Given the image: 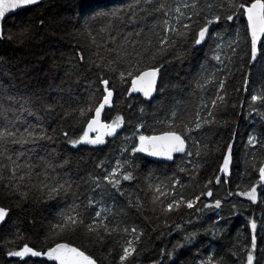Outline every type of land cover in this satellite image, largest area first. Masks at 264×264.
Here are the masks:
<instances>
[{
	"label": "snow or ice",
	"instance_id": "snow-or-ice-1",
	"mask_svg": "<svg viewBox=\"0 0 264 264\" xmlns=\"http://www.w3.org/2000/svg\"><path fill=\"white\" fill-rule=\"evenodd\" d=\"M44 0H0V22L7 15L14 14L17 10H24L31 6H39ZM171 5V6H170ZM85 13L77 19L79 27L75 35L85 38L86 43H78L70 58L72 65L71 71L65 73L68 78L72 72L78 68L84 69L95 74L94 86H98L96 92L91 93L88 98L79 102L77 107L65 110V117L73 116L78 122L82 123L80 134L72 138L68 132H62V136L67 145L76 151L83 146H90L94 151L99 146L106 145L108 138L117 137L126 128H132V133L124 137L125 143L135 141L129 153L128 147L121 149V153H128V159H117L115 165L110 170L101 161L96 165L101 169V175H90L86 184L94 185L92 192L111 188L119 195L122 181H135V172L140 165L135 163L137 153H144L149 157L162 158L172 161L176 154H183L186 158L184 167H179L180 173H185L190 179L195 178L199 172V165L194 163L195 159H200L208 154L207 146L202 145L195 138V134L205 126L216 123L214 110L223 104L227 99L226 79H219L217 71H207L203 66L199 78L196 80V88L205 91L209 86L215 88V98L208 102H202L194 115L182 118L175 109L168 111L163 119L155 121L152 128L153 134H145L147 127L144 122L133 123L132 110L136 108L135 103L127 105L130 113L129 117L117 113L115 116L102 118V114L107 109L115 107L114 97L124 95L125 99H133L134 95L142 97L141 106L136 111L144 114L145 103H151L156 93L163 94L162 71L164 64L161 60L171 56V60L183 62L188 56L199 51L210 40H220L213 49L212 60L222 67H226L227 62H231V57L225 54V47L233 55L241 45H245L249 51V63L257 62L258 58L264 62V0H162L157 6L156 0H130L125 8L113 9L110 12H97L84 19ZM162 17L155 24L148 25L146 21L155 17ZM243 21L242 25L240 22ZM41 28L46 26L44 19L39 21ZM233 29L235 39L230 40L228 45L223 44V36L217 29ZM228 35H232L229 31ZM35 33L31 24L22 26L15 34L5 32L0 24V40L5 38L8 41H18L20 44L34 39ZM248 80L245 79V88ZM120 89H123L121 92ZM26 103L41 102L40 98L33 100V97H20ZM10 106L5 108L0 105V158L6 162L0 163V184H3L9 199L19 200L21 203L30 199H46L58 201L63 193L72 187L69 180H64L60 176L49 175L55 168L47 165L42 171L37 170V165L31 163V158L27 157L26 151H33L37 148L46 147L42 142H50L53 137L48 135L47 130L41 123L27 124L19 119V115L12 107L13 98L9 97ZM253 105L259 103L264 106V88L251 95ZM210 105V107H209ZM57 107H63L57 100L54 103H42L41 109L46 115L56 112ZM235 107V106H234ZM255 111V108L253 109ZM206 113V115H202ZM33 113L29 112V115ZM236 133H233L234 140ZM191 142V143H189ZM31 146L26 151H21L13 155L9 153L13 146ZM247 145L250 148L259 146L264 149V142L256 136L249 135ZM194 149L193 150H190ZM226 151L218 165L214 178H209L201 186L199 194H194L191 198L185 197L183 193H177L176 188L184 185L178 176L170 178V182H163L155 185L149 184L151 212L157 219L163 218L167 227L168 218L178 213L182 208L200 212L198 205L202 197H213L210 187L213 183L220 185L227 183L231 177V166L233 163V144L224 145ZM219 151V148H217ZM25 161L21 163L20 161ZM153 161H146L145 166ZM68 162L64 161L59 165L63 168ZM190 166V167H189ZM255 167V165H253ZM258 184L264 186V162L258 166ZM39 193V196L36 194ZM239 196L247 197L252 203L256 204L257 185L253 184L247 191L236 193ZM233 193L229 191L228 197ZM87 202L76 204L62 209L56 215L55 222H50L45 234V242L48 246L40 248L35 245L29 246L28 243H18L25 240L22 231L17 229L13 233V238L5 242L8 245H16L6 251L8 258H17L21 264H28V259L43 258L42 264H99V259L88 251V247H99L103 249L106 244L115 236L123 234L125 237L120 244V250L115 253L118 257L116 264H135L136 258L141 254L144 237L147 235L146 227L120 228V216L122 212L112 213L109 209L102 206V199L96 200L94 196H87ZM146 201L136 197L133 202L129 200L132 207L142 210ZM19 206V205H18ZM222 200L215 199L211 203L203 204L204 209H221ZM233 208L236 206L233 205ZM92 210V213L89 210ZM13 208L11 206L0 205V227L5 225L11 218ZM199 218V217H198ZM144 220L151 223L150 218L145 216ZM225 220L219 217L214 225L205 230L216 238L221 235V229L216 225ZM189 223H192L190 220ZM252 230L250 246L245 244L244 264H258L256 258L257 251V221L252 218L249 220ZM34 226V225H33ZM175 230H182V224H175ZM152 231H156L153 227ZM80 232L83 234L87 245L74 246L69 242H61L63 237ZM199 232L186 233L181 242H177L171 251L162 249L159 259L154 260V264H165V260L170 264H176V258L181 249L187 245H192L197 240ZM130 237V238H129ZM159 238V237H158ZM111 254V253H110ZM197 264H225L222 257L215 251L209 252L205 256L200 255ZM232 255H237L235 252Z\"/></svg>",
	"mask_w": 264,
	"mask_h": 264
},
{
	"label": "trees",
	"instance_id": "trees-1",
	"mask_svg": "<svg viewBox=\"0 0 264 264\" xmlns=\"http://www.w3.org/2000/svg\"><path fill=\"white\" fill-rule=\"evenodd\" d=\"M130 0H44L39 6H31L24 10L8 16L3 22L5 36L17 33L22 26L31 24L35 33L34 39L24 44L18 41H8L6 38L0 40V105L5 108L10 106L9 97L13 98L12 107L15 108L21 121L27 124H37L38 122L47 130L48 135L53 137L50 142H42L46 147L26 151L31 146H13L9 153L15 158V154L26 151L27 157L31 158V163L37 165V170L42 171L47 165L54 166L55 170L49 175L60 176L64 180H69L72 187L68 192L63 193L58 201L46 199L29 200L21 203L19 200L9 199L3 184H0V205L11 206L13 208L11 218L0 228V264H21L17 258H8L6 251L15 248L16 245H8L5 242L13 238V233L17 229L21 230L25 240L18 243H28L35 245L37 249L45 248L47 226L50 222H55L56 215L62 209H66L73 203H86L87 196H94L96 200L103 201L102 206L112 213H123L120 218V228L137 227L145 228L147 235L144 237L141 254L136 258L135 264H154V260L159 259L162 249L171 251L177 242H181L186 233L199 232L197 240L192 245H187L181 249L176 258V264H197V250L200 255L205 256L209 252L215 251L222 257L225 264H244L245 252L243 246H250L252 230L249 220L254 218L257 221V251L255 253L258 264H264V186L258 184V166L264 162V149L259 146L250 148L247 145L249 135L256 136L264 142V106L259 103L253 105L251 95L264 88V62L258 58L257 62L249 63V56L246 54L249 49L245 45L237 50L233 55L225 47L227 56L231 57V62L222 67L212 60L213 49L220 40H210L199 51L188 56L183 62L167 59L161 60L164 64L162 71V83L164 93L156 94L151 103H145L143 115L136 111L141 106L142 98L134 95L133 99H125L124 95L114 97L115 107L105 110L104 116L112 117L117 113L129 117L130 113L127 105L136 104L132 110L133 123L144 122L147 130L145 134H153L152 128L155 121L163 119L165 114L175 108L184 117L194 115L198 106L202 102H208L215 98V88L209 86L207 90L200 91L196 88V80L202 71L203 66L207 71H217L219 79H226L227 99L217 109L214 110L216 123L205 126L195 134V138L202 145L207 146L208 154L200 159L194 158V163L199 165V172L195 178L190 179L185 173L178 171L179 167H184L183 161L186 159L183 154L175 155L174 160L156 161L137 153L135 163L140 168L134 173L137 177L135 181H122L120 188L124 195L121 196L111 188L92 192L94 185L86 184L89 176L101 175V169L96 165L103 161L105 166L111 168L117 159H128V153H121V149L128 147L129 153L135 141L125 143L124 137L131 135L132 128H126L113 138H108L106 145L99 146L98 150H93L90 146H83L79 151L71 149L62 136V132H68L69 136L75 138L80 134L82 123L73 116L65 117V110L77 107L79 102L88 98L96 92L98 86H94L96 79L94 73L78 68L66 78L65 73L71 71L70 58H73L74 49L78 43L84 45L85 38L75 35L79 25L76 23L81 12L85 13L84 19L95 15L97 12H110L113 9L125 8ZM162 0H156L157 6ZM171 6V5H170ZM44 19L46 26L41 28L39 21ZM162 17L148 19L146 23L150 26L155 24ZM243 21L240 22L242 25ZM223 36V44L228 45L230 40L235 39L233 29H217ZM231 31L232 35H228ZM248 80L245 88L244 81ZM122 92L123 89H120ZM33 97V100L40 98L42 103H54L57 100L63 107H57L56 112L46 115L41 109V102L26 103L20 97ZM235 106V107H234ZM210 107V105H209ZM255 108V111L253 110ZM29 112L33 113L29 115ZM206 115V113H202ZM235 139H232L233 133ZM191 143V142H189ZM233 144L231 177L227 183L210 187L213 197H202L198 207L200 212L182 208L178 213L168 218L167 224L163 218L157 219L151 212L149 184L169 183L170 178L178 176L183 188L177 186L176 192L183 193L185 197L191 198L194 194H199L201 186L209 178H214L218 165L222 163V155L226 151L224 145ZM219 148V151H217ZM193 150L194 149H191ZM68 163L59 167L61 163ZM146 161H153L145 166ZM6 162L0 158V163ZM21 163L25 161H20ZM255 165V167L253 166ZM190 167V166H189ZM253 184L257 185L258 201L252 204L249 200L237 195L241 191H247ZM231 191L233 195L227 196ZM39 196V193L36 194ZM136 197L146 201L145 207L138 210L129 204ZM215 199L222 200L221 209H204L203 204L211 203ZM19 205V206H18ZM236 207L233 208L232 206ZM90 213L94 214L92 210ZM150 218L148 224L144 217ZM199 217V218H198ZM219 217L225 220L220 221L217 228L221 229V235L214 238L210 229ZM192 223H189V221ZM175 224H182V230H175ZM34 225V226H33ZM155 227L156 231H152ZM159 237V238H158ZM125 237L123 234L115 236L106 246L88 247V251L99 259V264H116L118 257L115 255L120 250V244ZM130 238V237H129ZM61 242H69L74 246L87 245L83 234L66 235ZM235 252L237 255H232ZM111 253V254H110ZM28 264H42V259H28ZM53 264V262H48ZM165 264H170L165 260ZM256 264V262H254Z\"/></svg>",
	"mask_w": 264,
	"mask_h": 264
},
{
	"label": "water",
	"instance_id": "water-1",
	"mask_svg": "<svg viewBox=\"0 0 264 264\" xmlns=\"http://www.w3.org/2000/svg\"><path fill=\"white\" fill-rule=\"evenodd\" d=\"M18 11V10H17ZM10 15H12V14H9V15H7L6 16V18L8 17V16H10ZM5 18V19H6ZM5 19L2 21V22H0V24H2V26H3V22L5 21ZM157 94V93H156ZM156 94H154L155 96H156ZM142 98V97H141ZM143 99V98H142ZM140 154H142V155H144L145 157H147V158H149V159H152V160H156V161H166V162H169V161H167V160H163L162 158H156V157H149V156H147L146 154H144V153H140ZM176 155H182V154H176ZM243 199H245V200H248L247 199V197H244V196H241ZM257 201H258V199H257ZM1 228V227H0ZM37 259H43V258H37Z\"/></svg>",
	"mask_w": 264,
	"mask_h": 264
}]
</instances>
